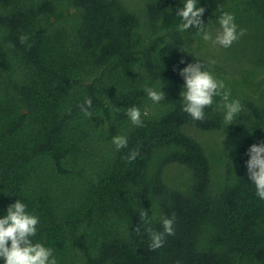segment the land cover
I'll return each mask as SVG.
<instances>
[{
    "label": "trees",
    "instance_id": "16d2710c",
    "mask_svg": "<svg viewBox=\"0 0 264 264\" xmlns=\"http://www.w3.org/2000/svg\"><path fill=\"white\" fill-rule=\"evenodd\" d=\"M184 2L0 0V218L25 203L57 264H264V200L246 166L264 141V0H197L213 41L223 11L245 30L228 48L179 31ZM213 60L231 95L194 120L179 70ZM173 214L175 234L151 250L149 230Z\"/></svg>",
    "mask_w": 264,
    "mask_h": 264
},
{
    "label": "clouds",
    "instance_id": "9594fccd",
    "mask_svg": "<svg viewBox=\"0 0 264 264\" xmlns=\"http://www.w3.org/2000/svg\"><path fill=\"white\" fill-rule=\"evenodd\" d=\"M205 8L197 6V0H185L183 7L177 10V15L182 23L178 26L179 31L184 32L195 28L196 35L201 36L204 41H213L212 33L206 27L202 17ZM221 31L216 35L213 43L224 48L231 47L232 44L245 34L244 29L238 30L235 16L231 12L223 11L218 18ZM28 40L26 35L20 37L21 43ZM183 63V60H181ZM215 61L209 62V67H205L201 62L187 64L179 70V74L184 79L183 90L180 95L183 100V111L188 113L194 120L205 119V109L214 103V97L221 96L224 101H228L231 95L223 80L218 79L210 66ZM148 97L155 103H159L165 98V92L146 87ZM92 106L90 98L80 105V110L87 117L92 113L89 109ZM227 109L225 119L233 120L234 116L241 111L239 101L225 104ZM127 116L136 126H142L141 110L132 106L127 109ZM112 143L117 150L127 147V138L122 135L112 137ZM138 156V151L133 149L125 158L128 162L134 161ZM249 159L246 161L249 180L255 185L256 195L264 200V141L252 144L248 149ZM141 217H146L147 212L140 213ZM175 214L172 217L162 218L163 231L149 230L151 237L150 249L156 250L163 247L165 238L174 235ZM39 217L27 211V205L19 199L10 204L7 214L0 218V258L4 264H57L54 256V249L46 247L40 242H34L33 237L37 235V225ZM137 231L139 229L137 228Z\"/></svg>",
    "mask_w": 264,
    "mask_h": 264
}]
</instances>
